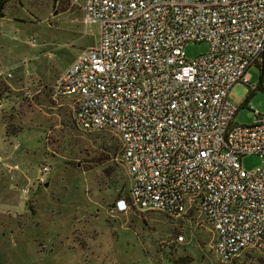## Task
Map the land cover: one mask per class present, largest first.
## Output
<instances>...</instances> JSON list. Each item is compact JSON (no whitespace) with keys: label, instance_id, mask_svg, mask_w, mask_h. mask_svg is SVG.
<instances>
[{"label":"built area","instance_id":"2783aa9c","mask_svg":"<svg viewBox=\"0 0 264 264\" xmlns=\"http://www.w3.org/2000/svg\"><path fill=\"white\" fill-rule=\"evenodd\" d=\"M81 8L99 38L57 76L52 96L73 101L82 131L117 137L130 182L111 211L197 214L221 263L264 252V113L236 124L242 103L229 98L234 85H249L252 65L264 78V0H82ZM194 42L208 49L188 60L184 46ZM246 155L261 166L245 171Z\"/></svg>","mask_w":264,"mask_h":264},{"label":"rangeland","instance_id":"374dc122","mask_svg":"<svg viewBox=\"0 0 264 264\" xmlns=\"http://www.w3.org/2000/svg\"><path fill=\"white\" fill-rule=\"evenodd\" d=\"M81 6L82 0L0 5V71L6 73L0 78V264H264V252L254 249L221 263L214 233L197 214L111 211L130 182L117 137L82 131L73 101L52 96L57 76L99 38ZM207 49L206 42L184 46L188 60ZM246 73L257 90L247 99L249 85L229 91L232 102L242 103L233 119L239 125L250 124L254 111L264 113L261 71L254 64ZM261 163L257 155L240 158L245 171Z\"/></svg>","mask_w":264,"mask_h":264},{"label":"trees","instance_id":"16d2710c","mask_svg":"<svg viewBox=\"0 0 264 264\" xmlns=\"http://www.w3.org/2000/svg\"><path fill=\"white\" fill-rule=\"evenodd\" d=\"M54 1H56V0H54ZM2 2H3V0H0V5L2 4ZM260 89H261V87H260ZM255 92V91H254ZM254 92H252L251 94H253ZM250 95V94H249ZM248 95V96H249ZM248 98V97H247ZM113 206V205H112ZM176 260H172V261H170L172 264H174V262H175Z\"/></svg>","mask_w":264,"mask_h":264},{"label":"water","instance_id":"95a60500","mask_svg":"<svg viewBox=\"0 0 264 264\" xmlns=\"http://www.w3.org/2000/svg\"><path fill=\"white\" fill-rule=\"evenodd\" d=\"M45 186H47V184H45Z\"/></svg>","mask_w":264,"mask_h":264}]
</instances>
